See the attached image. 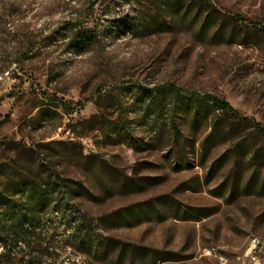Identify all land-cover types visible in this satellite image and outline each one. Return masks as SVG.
Returning a JSON list of instances; mask_svg holds the SVG:
<instances>
[{
	"label": "rangeland",
	"instance_id": "374dc122",
	"mask_svg": "<svg viewBox=\"0 0 264 264\" xmlns=\"http://www.w3.org/2000/svg\"><path fill=\"white\" fill-rule=\"evenodd\" d=\"M5 50L0 180L76 196L45 264H264V137L229 117L211 137L170 90L264 126V0H0Z\"/></svg>",
	"mask_w": 264,
	"mask_h": 264
},
{
	"label": "trees",
	"instance_id": "16d2710c",
	"mask_svg": "<svg viewBox=\"0 0 264 264\" xmlns=\"http://www.w3.org/2000/svg\"><path fill=\"white\" fill-rule=\"evenodd\" d=\"M98 39L94 36L91 41L96 42ZM83 41L82 38L73 37L70 43L79 44ZM2 54L0 55V71L8 60L7 51H3ZM170 90L181 109L185 108L193 111L197 116L204 117L216 113L209 136L229 133L224 124L226 117H229L235 124L248 123L264 137L263 125L241 116L238 110L216 95H189L175 88ZM129 138L133 139L131 134ZM53 181L55 185L62 187L60 191L48 182H39L31 178L16 181L12 185H6L0 180V264H45V261L56 260L57 256L52 246L55 234L54 231L52 235L48 234L45 225L50 221V214L63 210L61 201L65 198L64 196H68V199H75L76 196L70 193L72 191L67 185L58 183L57 180ZM77 213L79 214V211ZM74 219L73 222L78 221V223L73 228L72 236L84 248L91 246L94 237L87 226L85 216L79 214L74 216ZM139 249L149 250L148 248Z\"/></svg>",
	"mask_w": 264,
	"mask_h": 264
},
{
	"label": "built area",
	"instance_id": "2783aa9c",
	"mask_svg": "<svg viewBox=\"0 0 264 264\" xmlns=\"http://www.w3.org/2000/svg\"><path fill=\"white\" fill-rule=\"evenodd\" d=\"M9 75V72H6L4 75L0 76V79L6 78ZM256 247L255 249L251 250L250 253L248 254L249 262L245 264H262L261 260L258 255H256Z\"/></svg>",
	"mask_w": 264,
	"mask_h": 264
}]
</instances>
